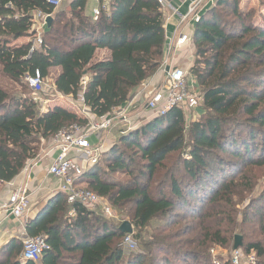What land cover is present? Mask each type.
Here are the masks:
<instances>
[{"label":"trees","instance_id":"1","mask_svg":"<svg viewBox=\"0 0 264 264\" xmlns=\"http://www.w3.org/2000/svg\"><path fill=\"white\" fill-rule=\"evenodd\" d=\"M50 1L0 0V74L17 87L0 88V184L61 130L87 124L63 108L43 111L27 76L39 71L45 80L59 68L54 89L102 117L128 103L162 64L166 40L157 0H99L96 19L86 15V0L65 9ZM241 1L214 0L194 25L189 73L202 96L200 120L187 124L179 108L151 119L121 134L78 178L127 216L137 251L120 247L125 234L118 224L59 195L54 208L26 224L28 236L45 239L41 264H213L210 247H229V236L240 232L236 207L264 177V17L258 9L242 11ZM34 11L52 22L30 52L31 41L15 42L33 35ZM97 50L109 57L92 63ZM251 222L264 234V186L241 212L240 225ZM241 247L255 255L254 264H264L261 241ZM18 255L2 252L0 264H33Z\"/></svg>","mask_w":264,"mask_h":264},{"label":"built area","instance_id":"2","mask_svg":"<svg viewBox=\"0 0 264 264\" xmlns=\"http://www.w3.org/2000/svg\"><path fill=\"white\" fill-rule=\"evenodd\" d=\"M189 2V0H180ZM204 0L190 1L187 13L182 16V24L187 18H191L194 23L199 20L197 9ZM159 5H164L165 0H157ZM50 5L58 7L60 0L50 1ZM99 11H93L94 19L97 18ZM40 11L33 12V35L30 38L32 48L30 52L37 50L42 45V36L46 28V19ZM189 42V37L185 34L180 35L175 46L181 47ZM190 74V73H189ZM27 86L33 93H41L44 89V79L39 71L25 79ZM82 84H85L83 82ZM202 102V96L197 91L196 81L191 79L186 70L172 68L165 72L163 81L146 97L144 108L149 113L151 119L166 116L174 109L193 110ZM131 104L128 102L123 108L113 109L108 115L94 117L91 114L86 118L85 126L72 125L69 128L61 130L53 138L55 144L56 156L47 169V174L51 177L61 180L59 191L66 198L69 205L78 204L90 212H99L102 218L109 223H115L119 226L124 220H118V217L108 202L92 193L91 191L78 187L76 180L80 178L87 169L98 164L102 154V144H91L90 138L99 133L110 131L114 127L115 121L126 119ZM82 112H85L82 110ZM30 205L29 195L26 189H20L11 193L8 198V211L10 216L20 221ZM74 212L70 213L73 216ZM21 242V260L30 261L33 264H40L43 253L48 249L43 236H28L25 224L21 223V232L19 234ZM120 247L125 253H134L137 251V243L133 239V230L131 234H125ZM240 255H235L233 263L238 264ZM248 262H253V258L248 257Z\"/></svg>","mask_w":264,"mask_h":264},{"label":"crops","instance_id":"3","mask_svg":"<svg viewBox=\"0 0 264 264\" xmlns=\"http://www.w3.org/2000/svg\"><path fill=\"white\" fill-rule=\"evenodd\" d=\"M72 0H61V9H65ZM110 0H102V5H105ZM182 2L180 0H165L164 5H160L161 13L164 19V32H165V48L162 59V64L159 71L146 80L134 93V96L129 101L131 104L128 110L125 121L119 119L115 121L114 127L107 132L99 133L90 138L91 144H102V154L108 153L115 140L121 135L136 129H139L144 124L150 121L149 113L144 108V101L156 87L163 81L165 72L168 69L178 68L186 70L188 75L193 80L194 78L189 74V71L194 63V46L192 43V31L195 23L191 18H187L182 24L180 20L182 16L187 13V8L190 3ZM214 3V0H204L197 9L198 17L206 12ZM99 8V0H86L85 13L88 16H93V11ZM185 34L190 38L191 45L187 43L181 47L175 46L176 39ZM30 41V38H21L15 42V45H24ZM109 57V52L106 50H97L94 54L92 63L106 60ZM54 79L59 75L60 69L54 68ZM53 81V79H51ZM52 100L40 103L43 106V111L51 107L63 108L67 111L73 112L80 117L86 119L90 114L89 111L82 107L77 102L73 101L71 97L59 94L53 87ZM51 103V104H50ZM49 104V105H48ZM126 105V104H125ZM124 105V106H125ZM123 106V107H124ZM121 107V108H123ZM120 108V109H121ZM119 109V108H118ZM85 111V112H82ZM150 118V119H149ZM55 144L52 139L44 142L40 148L35 159L26 163L24 169L9 183L0 184V254L4 252H12L13 254L19 253L18 260H21V242L19 234L21 232V223L26 224L30 221L38 219L40 216L47 213L55 207L58 202L61 180L51 177L47 174V169L51 165L56 156ZM94 167V166H93ZM91 167V168H93ZM89 168V169H91ZM87 169L85 172H87ZM76 185L81 188H86L85 182L76 180ZM26 189L29 195L30 205L20 221L15 220L10 216L8 211V198L14 191ZM64 197V195H62ZM66 201V200H65ZM69 205V204H67ZM72 211H70L71 213ZM69 213V216H70ZM97 213H99L97 211ZM100 214V213H99ZM75 215V214H74ZM70 216V217H74ZM41 264V263H40Z\"/></svg>","mask_w":264,"mask_h":264},{"label":"rangeland","instance_id":"4","mask_svg":"<svg viewBox=\"0 0 264 264\" xmlns=\"http://www.w3.org/2000/svg\"><path fill=\"white\" fill-rule=\"evenodd\" d=\"M259 2H260V0H242L241 4H240V9L244 12H247L252 8L258 9L257 13L260 16L262 15L264 17V9H261ZM261 20H262L261 18H258L255 21L257 23H261ZM189 42H190V38H189ZM189 45H191V43H189ZM54 75L55 74H54V70H53V71H51L48 79L44 80L43 91L36 95L37 96L36 99L40 101L39 103H43L42 105H44L45 102H48L49 100L51 101L53 96H54V94H52L53 93L52 92L53 86H52V80H51V79H54ZM0 88L6 90L8 92H14L17 87L14 86L13 84H11L10 82L6 81L2 77V75L0 74ZM197 91L200 93L198 86H197ZM42 105H41V109H43ZM51 105L53 106V104H51ZM52 106H50V108ZM182 112H183V115H184V118H185V121L187 124L190 122L198 121V120H200V118L203 114L202 113V105L200 104L196 109H193L190 111L183 110ZM115 178L119 179V180H122V179L125 180L126 179V178L121 177L120 175H116ZM263 186H264V177H262L258 180V186H257L255 192L251 196H249L242 205L241 204L237 205L236 208L238 210V214H237V218H236V228L239 227L238 229L240 232H234V234L229 236V241H230L229 247L225 248V249L219 248L216 246L210 247L209 254L211 256V261L213 264H221V263L226 262V261H229L230 264H234L233 258L235 255H238V254L241 257L238 264H254L255 263V261H256L255 255L253 253L245 254L243 252V249L241 246H243V244H245L247 242L258 241V240L261 241L263 246H264V234H261L259 228L254 224L255 222H251L247 225H244V224L240 225V223H241V212H242L243 208L245 207L247 200H249L251 197H256L258 195V193H260L261 190L263 189ZM113 210L116 213L119 221L124 220V221L128 222V218H126L127 217L126 215L119 214L114 208H113ZM236 236H238L240 238V246L237 247L236 249H234L233 248L234 247V237H236ZM248 257L253 258V262L246 261V259Z\"/></svg>","mask_w":264,"mask_h":264},{"label":"water","instance_id":"5","mask_svg":"<svg viewBox=\"0 0 264 264\" xmlns=\"http://www.w3.org/2000/svg\"><path fill=\"white\" fill-rule=\"evenodd\" d=\"M45 22H46V26L49 27L51 22H52V19L50 17H48ZM118 229L123 234H131L132 233V228H131L130 224L127 221H124L119 226ZM239 246H240V238L238 236H236L234 238V247L233 248L236 249Z\"/></svg>","mask_w":264,"mask_h":264}]
</instances>
